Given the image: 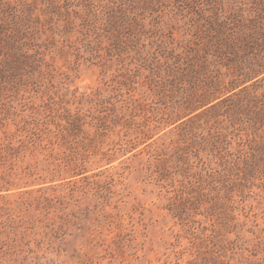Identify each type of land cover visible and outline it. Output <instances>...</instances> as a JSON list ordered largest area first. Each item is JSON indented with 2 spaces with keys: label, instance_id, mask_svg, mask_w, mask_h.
I'll return each mask as SVG.
<instances>
[{
  "label": "rangeland",
  "instance_id": "rangeland-1",
  "mask_svg": "<svg viewBox=\"0 0 264 264\" xmlns=\"http://www.w3.org/2000/svg\"><path fill=\"white\" fill-rule=\"evenodd\" d=\"M0 25V264H264V0H0Z\"/></svg>",
  "mask_w": 264,
  "mask_h": 264
},
{
  "label": "trees",
  "instance_id": "trees-1",
  "mask_svg": "<svg viewBox=\"0 0 264 264\" xmlns=\"http://www.w3.org/2000/svg\"><path fill=\"white\" fill-rule=\"evenodd\" d=\"M1 26V25H0ZM19 42H17V40H14L12 38V35H4L2 38H0V47H18ZM264 73V55L260 57L259 60H257L254 65H251L249 68H247L246 72L243 73L244 76V82L254 79L257 76L261 75ZM245 88V87H244ZM215 99V98H214ZM212 100H208L206 102L209 103ZM215 104H212V106Z\"/></svg>",
  "mask_w": 264,
  "mask_h": 264
}]
</instances>
